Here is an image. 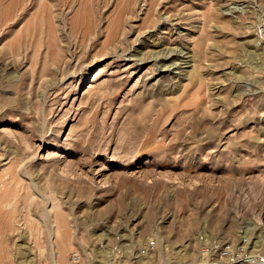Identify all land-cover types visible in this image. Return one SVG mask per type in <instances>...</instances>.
Here are the masks:
<instances>
[{"label":"rangeland","instance_id":"1","mask_svg":"<svg viewBox=\"0 0 264 264\" xmlns=\"http://www.w3.org/2000/svg\"><path fill=\"white\" fill-rule=\"evenodd\" d=\"M261 47L264 0H0V264L264 245Z\"/></svg>","mask_w":264,"mask_h":264},{"label":"built area","instance_id":"2","mask_svg":"<svg viewBox=\"0 0 264 264\" xmlns=\"http://www.w3.org/2000/svg\"><path fill=\"white\" fill-rule=\"evenodd\" d=\"M155 247V242L151 241L149 248ZM116 258L115 256L114 259ZM79 259L77 254H73L70 264H79ZM200 264H264V245H257L248 240L226 242L218 248L204 250Z\"/></svg>","mask_w":264,"mask_h":264},{"label":"bare ground","instance_id":"3","mask_svg":"<svg viewBox=\"0 0 264 264\" xmlns=\"http://www.w3.org/2000/svg\"><path fill=\"white\" fill-rule=\"evenodd\" d=\"M259 50L262 51V54H264V47H261ZM256 242L259 243V241H256Z\"/></svg>","mask_w":264,"mask_h":264}]
</instances>
